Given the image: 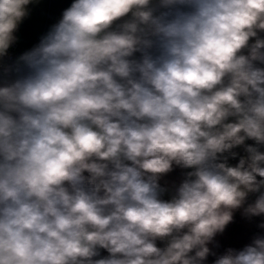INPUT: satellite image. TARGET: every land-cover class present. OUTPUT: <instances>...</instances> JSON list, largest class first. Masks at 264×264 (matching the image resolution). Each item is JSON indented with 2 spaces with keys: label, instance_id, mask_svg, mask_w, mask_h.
<instances>
[{
  "label": "clouds",
  "instance_id": "9594fccd",
  "mask_svg": "<svg viewBox=\"0 0 264 264\" xmlns=\"http://www.w3.org/2000/svg\"><path fill=\"white\" fill-rule=\"evenodd\" d=\"M36 2L0 0V264H264L209 247L264 215V0H73L9 60Z\"/></svg>",
  "mask_w": 264,
  "mask_h": 264
},
{
  "label": "trees",
  "instance_id": "16d2710c",
  "mask_svg": "<svg viewBox=\"0 0 264 264\" xmlns=\"http://www.w3.org/2000/svg\"><path fill=\"white\" fill-rule=\"evenodd\" d=\"M19 37L22 39L23 43L26 46L32 47L35 45L34 37L31 34L28 20L25 19L23 24L20 27L18 33ZM186 169H181L174 166V170L168 174L162 176L163 181H166L170 178H179L180 181L186 178ZM159 184H163L159 182ZM256 199V195L252 194L248 198V203L253 202ZM246 206V205H245ZM264 222V215L259 217H245L243 215V208L236 210L234 212V220L229 224L223 234H218L215 237V242L219 243V248L215 247V242L210 244L209 247L217 253V256L223 254L224 251L231 247L236 250H241L246 245L250 244L252 239L257 235H264V229L258 227L260 223ZM166 241H157V246L164 247ZM103 254L107 255L106 252ZM216 259V256L209 255L205 264H212Z\"/></svg>",
  "mask_w": 264,
  "mask_h": 264
},
{
  "label": "crops",
  "instance_id": "0c3cea01",
  "mask_svg": "<svg viewBox=\"0 0 264 264\" xmlns=\"http://www.w3.org/2000/svg\"><path fill=\"white\" fill-rule=\"evenodd\" d=\"M45 2L46 0H37L36 3L31 5L30 16L26 18L35 44L39 43L40 39L46 35L50 27L56 23L62 0H49V3L46 5L47 7H45ZM30 48L31 47L28 46L26 50ZM22 52L24 51L20 49V54Z\"/></svg>",
  "mask_w": 264,
  "mask_h": 264
},
{
  "label": "built area",
  "instance_id": "2783aa9c",
  "mask_svg": "<svg viewBox=\"0 0 264 264\" xmlns=\"http://www.w3.org/2000/svg\"><path fill=\"white\" fill-rule=\"evenodd\" d=\"M261 36L264 37V33H261ZM19 54H20V49H19V45H18V43H17V44H14L13 46L10 47V49H9V53H8V59L10 60V59H12V58H15V57L18 56ZM139 57H140V53H136V54L134 55V58H136V59H139ZM258 66H260V67H264V65H258ZM230 119H231V118H230ZM254 143H255V142H254V141H251V140L246 141V144H254ZM260 150H261V151H264V146H262ZM233 151L237 152V153H238V156H237L236 158H231V157H229L228 163H229L230 165H233V166H234L235 164L238 163L239 158H240L241 156H246L247 153L244 151L243 146H239V147H237V148H234ZM225 155H227V153H226ZM186 171H187V172H188V171H191V169H186Z\"/></svg>",
  "mask_w": 264,
  "mask_h": 264
},
{
  "label": "rangeland",
  "instance_id": "374dc122",
  "mask_svg": "<svg viewBox=\"0 0 264 264\" xmlns=\"http://www.w3.org/2000/svg\"><path fill=\"white\" fill-rule=\"evenodd\" d=\"M49 3V0H46L45 2V7H47L46 5ZM18 45H19V49H22L23 51H26V49L28 48V46H26L22 39L20 38L18 41ZM27 47V48H26ZM159 182H162L163 184H160L161 187L167 189L166 192H164L161 196V199L163 200H170L175 194H176V189L180 186V184L182 183V181H180L179 178H170L166 181H163V178L161 177Z\"/></svg>",
  "mask_w": 264,
  "mask_h": 264
},
{
  "label": "water",
  "instance_id": "95a60500",
  "mask_svg": "<svg viewBox=\"0 0 264 264\" xmlns=\"http://www.w3.org/2000/svg\"><path fill=\"white\" fill-rule=\"evenodd\" d=\"M73 2V0H62V3L60 5L59 11H58V15H57V19L56 22H58V20L61 18L62 15V11L66 8L69 7L71 5V3ZM103 254V253H102ZM105 255V254H103Z\"/></svg>",
  "mask_w": 264,
  "mask_h": 264
}]
</instances>
